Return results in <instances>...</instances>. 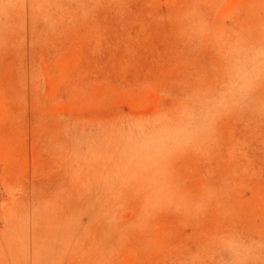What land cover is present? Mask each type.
<instances>
[{"label": "rangeland", "instance_id": "rangeland-1", "mask_svg": "<svg viewBox=\"0 0 264 264\" xmlns=\"http://www.w3.org/2000/svg\"><path fill=\"white\" fill-rule=\"evenodd\" d=\"M0 264H264V0H0Z\"/></svg>", "mask_w": 264, "mask_h": 264}]
</instances>
